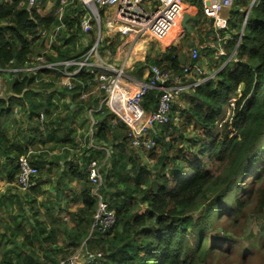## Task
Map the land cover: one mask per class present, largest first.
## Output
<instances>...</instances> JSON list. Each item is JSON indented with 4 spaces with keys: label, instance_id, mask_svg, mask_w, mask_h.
Instances as JSON below:
<instances>
[{
    "label": "trees",
    "instance_id": "16d2710c",
    "mask_svg": "<svg viewBox=\"0 0 264 264\" xmlns=\"http://www.w3.org/2000/svg\"><path fill=\"white\" fill-rule=\"evenodd\" d=\"M238 2L246 6L245 10L252 4L244 0ZM57 4L59 0L56 1L58 7ZM196 5L199 11L191 18L193 21L204 16L201 4ZM49 19L51 23L54 16ZM67 21L68 29L59 34L63 45L66 44L65 49L58 47L62 58L81 55L87 48L86 45L78 50L76 46L77 39L85 37L80 16L67 17ZM48 22L37 7L29 10L28 0H0V68L24 63L34 52L33 42L42 35L40 31L50 29ZM245 27L237 49L238 62H234V66L226 65L216 80L199 86L190 96L193 106L189 109L191 117L187 119L195 124L194 130L199 134L186 138L181 132L182 145L177 147L174 141L177 137L167 140V135L158 133L154 137L156 150L149 156L155 161L156 169L149 172L141 163L143 169L135 178L133 190L129 185L121 189L118 183L130 179L129 169H126L129 158L134 157L140 162L139 158L128 154L121 164L112 161V168H119L120 176L113 183L107 182L105 191L113 192L111 201L114 202L110 201V204L116 211L117 222L110 233L101 234L99 238L95 237L96 234L91 235L89 226H92L97 202L87 180L89 185L81 192L83 204L77 216L83 218L80 223L88 224L87 238L92 241L95 252L103 253L99 264H206L212 255L226 253L237 244L234 234L232 239L226 234L232 232V228L225 225L236 227L239 218L247 214L255 193L262 194L261 205L264 207V187L248 190L244 186H249V180L258 173L264 178V0L254 3ZM65 33L70 36L63 40ZM231 43L235 47L237 41ZM164 55L162 58L148 55L144 61L137 62L136 65H141L139 74L142 75V68L148 65L172 68L177 72L182 70L176 46L165 49ZM88 80V75L82 72L74 81L85 83ZM45 83L39 86L40 89ZM33 84L34 79L29 77L15 80L11 83V92L24 97L32 91L30 86ZM239 85L243 86V91L237 100L233 122L225 123L221 132L214 134V129H219L217 120L224 114L229 95ZM87 87L82 88L86 90ZM249 98L251 101L245 105ZM15 99L11 94L0 97V150L16 162L28 146L15 143L1 124L13 111ZM157 101L158 93L152 92L146 98V107L156 108ZM19 104L25 106L23 98ZM39 107L32 104L28 111L31 114ZM103 126H107L106 122ZM108 130L107 126L96 133L105 143L113 142L108 137ZM51 134L54 135L55 131ZM128 139L127 134H123L122 145L129 144ZM1 159L0 153V163ZM33 162L36 166V161ZM10 165L13 172L8 180L14 182L19 168L17 163V166L14 162ZM71 173L73 178L87 177L84 170L75 166ZM105 178H109L108 172ZM210 188H220L223 193H211ZM216 224L222 225L226 232L215 227ZM262 229L263 236L256 245L264 252V224Z\"/></svg>",
    "mask_w": 264,
    "mask_h": 264
},
{
    "label": "built area",
    "instance_id": "2783aa9c",
    "mask_svg": "<svg viewBox=\"0 0 264 264\" xmlns=\"http://www.w3.org/2000/svg\"><path fill=\"white\" fill-rule=\"evenodd\" d=\"M52 0H28L29 10L43 2ZM70 0H60L68 3ZM82 5L81 29L86 36L93 34L90 43L81 55L65 59L50 60L40 56L38 64L25 63L15 66L13 69L0 68V74H16L14 79L33 78L34 84L40 86L44 81H49L44 75L51 76L54 72L62 77V85L69 90H75L72 82L80 73L85 72L88 83L96 81L98 87L104 92L102 105L106 106L114 115V120L123 124L127 129V136L134 150L151 151L156 147V141L151 137L153 130L160 126L169 124L173 116V107L180 94L187 90H195L199 86L216 79L217 71L206 68V61L201 62V46H195L190 62L182 66L177 72L172 68L159 65H149V73L143 79H136L126 71V64L133 56L137 44L141 40L159 42L168 47L169 39L176 27L182 22L188 8L186 0H72ZM201 4L205 17L213 22L216 39L219 46L216 55L224 60L223 67L230 62H238L237 47L234 52H227L228 35H222L221 31L228 30L230 18L225 14L237 0H197ZM257 0H252L251 6ZM150 6V8L146 7ZM105 8H114L106 12ZM58 10H62V6ZM106 19V20H105ZM108 30L115 36H121L130 42L125 48L123 55L125 62L123 66L115 65L110 57L105 56L103 50L102 28ZM64 25L60 22L56 28ZM62 30L58 32L60 34ZM94 31V33H92ZM95 36V37H94ZM238 42V41H237ZM239 43V42H238ZM13 80V79H12ZM11 80V81H12ZM3 78L0 75V84ZM10 81V82H11ZM85 86V83H82ZM83 86V87H84ZM158 93L156 108L146 107V98L152 92ZM243 86L233 91L227 100L224 114L217 120V127L222 129L227 122H233L237 110V100L241 97ZM86 92V90L84 91ZM81 96L86 97L87 94ZM22 109L21 106H19ZM15 114V107L13 109ZM96 110L89 109V115L94 116ZM29 113V112H27ZM43 111L40 119L44 121ZM108 155L110 151L107 150ZM32 150L22 154L18 158L17 185L23 190H28L37 184L40 170L31 161ZM103 166L99 160H93L87 167V176L90 185H94L93 195L97 202L91 226L92 234H108L117 222L116 211L111 208L110 201L104 199L99 193L103 190L104 176ZM87 238L82 248L74 254L61 259L58 264H79L82 261H94L103 258L102 252L94 253L89 246ZM90 248V249H89Z\"/></svg>",
    "mask_w": 264,
    "mask_h": 264
},
{
    "label": "crops",
    "instance_id": "0c3cea01",
    "mask_svg": "<svg viewBox=\"0 0 264 264\" xmlns=\"http://www.w3.org/2000/svg\"><path fill=\"white\" fill-rule=\"evenodd\" d=\"M56 1L57 0H52L49 2L54 3ZM74 2L80 3L72 0L68 3H61L59 0L58 7L62 6L63 9L67 5ZM186 4L192 9L189 13L190 19L194 18L199 11L198 7L187 1ZM58 7L56 6V9L49 15L54 16V21L51 22L54 26L60 22L64 23L67 16V14L63 13L62 10H58ZM38 12L40 11L38 10ZM40 13L43 15L42 12ZM73 14L75 17L80 16V20L82 19L80 12L75 11ZM202 19L212 22V20L204 16H202ZM106 35L110 37L108 39L110 40L108 44L116 41L115 36L110 31H108ZM44 38L45 41H47V30H44ZM128 43L130 42H123L124 45H119L116 49H114L113 44L108 46L115 53L114 56H112L111 53L108 52L109 55L112 56V61L115 65H124L125 56L123 53ZM142 44H145V42ZM62 45L63 42L60 46L52 48L47 47L48 50L55 53V55L49 58L50 60L65 59L60 57L62 55L60 54L58 48L61 47V49H65ZM104 48L105 44L103 45V50L105 52L106 50ZM137 48H139V46H137ZM137 48L135 49V52H137ZM141 48H143V45ZM144 51L145 46L140 54H144ZM126 67L130 70H136L134 63L130 64L128 62L125 68ZM148 67L149 65L142 68V75L138 72L139 79L145 78V76L149 73ZM127 73L129 74L128 71ZM46 78H49V81H44L46 83L43 84V88H32V91L24 97L22 94L18 95V100L14 101L12 104V109L16 106H22L19 104V101L23 98L25 110L26 107L32 104L40 106L38 109H34L33 111L36 112V115H33V112L30 114L31 111L29 112L28 110L29 114L27 111H23L28 114V119L22 118L18 120L17 116L13 115L12 111L1 121L5 132L13 139V141H15V143H22L21 145L28 146L29 150H26V152L30 150L34 152L31 156V161L32 163H34L33 161H36V166L40 169V175L37 178L36 186H33L28 190H23L19 185H17V175L15 176L14 182H10L8 180V176L12 174L13 170L11 173L10 170L6 168L1 170L0 176L6 174L7 182L0 183V207L7 210L11 208V206L16 209L19 205L23 207L24 212L26 210L25 206H37L42 204L44 214L46 211H53L56 213L69 212L71 213L70 219L65 220L63 215L61 216V219L48 217L47 222L40 226L38 220L40 210L34 211L33 209H29L31 212L30 217L27 220L29 228L22 225L24 221L23 213V217L19 219L20 227L11 231L12 236L0 233V264H48L49 259L39 261L30 256L28 254L30 247L27 245V241L42 238L41 233L47 231L50 234L47 238L48 241L50 237L59 239L60 248L58 251L53 253L55 262H59L61 259L78 252L82 248L89 233L87 232L88 228L84 231L81 229L80 220L83 218L77 216V213L80 206L83 204L81 192L83 188L89 185V182L87 181L88 176L84 179L79 176L73 178L71 168L75 166V168L82 171L84 170L87 174L88 165L96 159L99 160L103 166L102 172L104 173L103 170L110 164L111 159V155H108L107 150L109 149L111 152V150H115L116 147L122 148L123 145L121 143V137L123 134H127L126 127L112 119L111 116L113 114L106 106L102 105L105 94L99 89L96 81H93L92 83L85 82V85H88L86 92H84L85 90L82 88L84 85L80 81H73L76 86L75 90L66 89L62 91L60 90L61 87L59 86V81L56 80L53 75H51V78L46 75ZM83 92L84 94H87L84 98L81 96ZM10 94L17 95L13 94V92H9L7 95ZM55 104L59 105L61 110L63 109L60 113H57L59 108H57ZM91 108L96 110L93 117L89 115V109ZM42 111L45 114L44 121L40 119V113ZM104 122H106L108 129H110L108 130V137L110 140H113V142L111 141L109 143H105L104 140L99 139V136L96 135L101 128L107 129V126H103ZM94 127L97 128L96 133L94 132ZM33 128H36L34 132L32 131ZM72 128H74L75 131L72 130ZM54 131L55 134L52 135L51 133ZM130 145L129 140V144L125 145L124 148L129 149ZM131 149L134 151L135 156L140 158V156H138V152H136L134 148ZM122 152L125 151L123 150L119 153ZM105 155L107 156L106 163L105 160H102ZM118 156L121 157V154ZM16 163L18 164V159ZM28 199L30 200L28 201ZM58 201H65L63 207H66V209H64ZM54 205L58 210H53V208H51ZM73 207H75V211H78L75 212ZM15 236H21L22 239L16 240ZM81 240H83L82 245L78 246ZM91 242L92 241L88 244L92 247ZM64 243H68L66 246L68 248H65V250L62 248ZM94 261L86 260L79 264H90ZM93 264H99V262L97 261Z\"/></svg>",
    "mask_w": 264,
    "mask_h": 264
},
{
    "label": "rangeland",
    "instance_id": "374dc122",
    "mask_svg": "<svg viewBox=\"0 0 264 264\" xmlns=\"http://www.w3.org/2000/svg\"><path fill=\"white\" fill-rule=\"evenodd\" d=\"M186 1L191 3L192 5H196L199 3L197 0H186ZM238 1L229 10H227L225 12V14L230 18V25H229V29L226 30L225 32H223L222 35H228L229 36L228 42H230V43H228V45H227V52H229V53L234 52V51H232V49L233 48L235 49L238 45V44H236L235 47L234 46L232 47L231 42L238 41L240 38V35L242 34V31H243V35H244V32H245L244 30L246 28L245 27L246 11L251 6V3H250L247 10H245L246 6L241 5V3H239ZM244 1L252 2V0H244ZM36 7L39 8L38 10L43 13V17L47 21H49L48 23H50L49 15L51 12H53L56 9V2H54V3L45 2L43 4H39ZM146 7L150 8V6H148V5H146ZM191 10H192L191 8H188L186 10L185 14H189L191 12ZM62 11H63V13L67 14V16L64 20V25H62L58 29V28H56V26L58 24H56L54 26L50 23L51 24L50 29H45L48 32L47 41H45V38H44V30H41L40 34H42V35L36 37L35 41L33 42V45L35 47L34 52L31 55H28L27 60L22 64H25V63H29V65L38 64L37 60L40 56H44V58L46 57L49 59L51 56L55 55V53L52 52L51 50H48L47 47L52 48V47L60 46L62 44L63 41H61V38H59L58 32L60 30L65 31L68 29L69 25H68L67 17L75 18L73 13L75 11L81 12L82 11V5L80 3L74 2V3L69 4L66 7H64L62 9ZM105 11L109 12V11H113V9L105 8ZM196 18L197 19H195V21L190 19L188 22V24L192 28V31H190V32L188 31V29H186L182 26V23L179 24L178 31L177 32L174 31L173 34L171 35L170 39H169V42H167L169 44L168 47L176 46L177 53L179 54L178 59L181 61V65L184 66L190 62V56H191V53H192L193 49L195 48V46L200 45L202 47L200 61L201 62L206 61L205 66H206V68L210 69L211 71L219 70V72H220L224 68L223 67L224 60H221L220 58H218V56L216 55V53H217L216 48L212 47V45L219 46V42L215 36V30L213 28V22L203 20L201 16L196 17ZM108 31H109L108 28L104 27V22H103V28H102L101 33H102L103 40H104L103 45L105 44V48H104L106 50L105 56L110 57V59L112 61V56H114L115 53L108 46H111V44H113L114 49H116L119 45L123 46L124 45L123 42H126L127 40L122 39L121 36L115 35L116 41H113V43L108 44V42L110 41V40H108L110 37H108L106 35ZM69 34L70 33H65L62 37L63 40H66L67 38H69V36H70ZM92 35L93 34H90V35L83 37V38H78L77 39L78 42H76L77 49L78 50L84 49L85 46L88 43H90V40L93 38ZM143 42H145V44H142ZM240 43H239V45H240ZM65 45L66 44L64 43V45H62V46L64 47ZM142 45H143V48L145 46V51H144L143 55H140V53L143 51V48H141ZM137 46H139V48H137ZM137 46H136V48H137L136 54H135V50H134L133 56L129 59V63L130 64L134 63V65L137 66V69L136 70H130L127 67L126 68H127V71L129 72L130 75H132L136 79H139L138 78V72L140 70L141 65H136L137 62L144 61L148 55H151V56L158 55L162 58L165 56L164 50L167 49L168 47H164L159 42H155V43L151 42V41L147 42V40H141L137 44ZM203 46H204V48H203ZM238 47H237V49H238ZM108 52H110L112 56L109 55ZM11 63H13V61ZM233 64H234V61L230 62V65L234 66ZM21 65H18V66H21ZM117 66H119V65H117ZM9 67H10L9 69H13L15 67V65L11 64ZM218 73H217V75H218ZM0 75L3 78V81L0 84V97H2V96L6 97L7 94L9 92H11V83L14 82L15 80L21 81V79H18V78L14 79L15 77H17L16 74H3V73H1ZM44 76L46 77V75H44ZM53 77L59 81V86L61 87L60 90H62V91L66 90V89L68 90L67 87H65L64 85H62L60 83V82H62V77L58 73L54 72ZM50 78H51V76H50ZM216 79H217V76H216ZM38 87L39 86L35 85V84L30 86V88H38ZM193 92H194L193 90H187V91H184L180 94L179 98L176 99V101L174 102L175 109L173 110L172 121L165 126H160V127L156 128L155 130H153L151 133L152 138L157 136L158 133L159 134L161 133L160 135H167V137H168L167 140H169L170 137L172 139L177 137V140L174 139V141L176 143V146L179 147L182 145L181 135H180L181 132L186 138H190V137L193 138L196 134H199L198 132H195V130H194L195 124L189 122L187 119V118L191 117V114L189 113V109H190V106H193V104H192V97L190 99V96ZM15 98H16L15 101L18 100V95H15ZM251 98L248 99V101L245 103V105L251 101ZM55 106L57 108H59L57 113H60V111L63 110V109L62 110L60 109L59 105L55 104ZM21 107H22V109H20L19 106L15 107V114L14 115L17 116L18 120H20L22 118L28 119L29 113L27 114V113L23 112V111H27L28 107H26V110H25L24 106H21ZM225 107H227V102L225 104ZM111 117L113 119V115ZM44 120H45V117H44ZM89 125H90V122H89ZM91 127H92V122H91ZM96 127H98V126H96ZM93 129H94V132L96 133L97 128L94 127ZM35 130H36V128L32 129L33 132ZM72 130H74V128H72ZM89 130H90V128H89ZM172 132H173V136H171ZM220 132H221L220 129L215 128L213 133L218 134ZM131 148H132V146L130 145L129 149H125L124 145H123L122 148L116 147L115 150L112 149L110 154H109V155H111L110 164L107 166V168H104V170H103L104 173L102 172L103 176H104V187H103V190H101V189L99 190V193L107 201L112 200L113 192H110V191L106 192L105 191L106 183L107 182L113 183L115 180H117L119 178L118 176H120V169L117 168L116 170H114L112 168V161L115 160L118 164H121L122 162L126 161L128 154L135 156V153L132 151ZM119 149H122L125 152L119 153L121 151ZM27 150H29V147H27ZM153 150H151V151L136 150V152H138L139 155L137 153L136 154L138 156H140V158H139L140 162H138L134 157H132L131 159L129 158V165L126 167V169H129L128 172H129L130 179L127 182L122 181V182L118 183L121 189H124L127 185H129L131 187V190H133L135 188V184H136L135 178L139 174V172L143 169L141 166V163H144L145 169L149 170V172L155 171V169H156L155 168V161L153 160V158L151 159L149 157L150 153ZM155 150H154V152H155ZM0 153L2 155V159H1V163H0V171L6 168V169H9L10 173H11L12 172V166L10 164L12 162H14L16 165V162L13 160H10V158H7V156L1 150H0ZM119 154H121V157L118 156ZM106 157L107 156L105 155V157H103V159H102L103 161L105 160V163L107 162ZM108 160H109V156H108ZM111 170H113V171H111ZM107 172H108L109 178H105V175H107ZM153 174H155V172H153ZM15 175H17V173H15ZM39 175H40V173H39ZM6 177H7L6 174H3V176H0V183H6L7 182ZM260 179H261V181H260ZM244 186L248 190L253 189V188L257 189V188L264 187V178H262V173H258L253 178H251L249 180V186L246 184ZM86 187H88V186H86ZM91 187H92L91 191L93 193V189L95 187H94V185ZM85 188H83V189H85ZM115 191H117V189H115ZM210 192L216 193V194L223 193L220 188H210ZM133 196H136V194H134ZM261 198H262L261 193H259V192H258V194L255 193L254 199L251 202L249 209L246 211L247 214L244 217L239 218V220H238L239 222L236 225V227H232L231 225H225V226H230L232 228V232L227 233L225 231V229L222 228V225H220V224L214 225L215 227L219 228V230H220V228L223 229V232H226L227 236H229L230 239H232L235 236V242L237 244L234 245L232 247V249H229L226 253H223L220 255H217V254L212 255L208 259L206 264H264V252L259 251L257 249L258 247L256 245V244H258L259 240H261V237L263 236L262 235V230H263L262 228H263V224H264V207L261 205ZM95 199H97V198H95ZM29 200L30 199H28V201ZM113 202L114 201H111V203H113ZM130 202H131V199L129 200L128 203H130ZM58 203L61 204L63 207V204L65 203V201H58ZM25 208H26V210L23 212V207H21L19 205L17 206L16 209H14L13 206H11V208H9L7 210H4L0 207V233L1 234H3V235L9 234L12 236L11 231L16 230L20 227L19 226V219L21 217H23V213H24V221H23L22 225L25 226L26 228H29L28 223H27V220L30 217V213H31L29 209H33L34 211L40 210V215L38 217L40 226L44 225L47 222L48 217L61 219V216L63 215L65 220H69L70 214H71L69 212L68 213L67 212L66 213H61V212L56 213L53 211H50V212L46 211V213L44 214L43 213L44 209H42V204L37 205V206L29 205V206H25ZM51 208H53V210H58L55 205ZM74 208L75 207H73V209ZM64 209H66V207ZM75 210L76 209H74V211ZM77 211H75V212H77ZM89 226L91 227V224ZM89 226H88V224H86V222L81 223V229L83 231L86 228H89ZM232 234H234V236H232ZM49 235L50 234L47 231V232L41 233L42 238L27 241V245H29V247H30L28 254L30 256L34 257L35 259L39 260V261H44V260L49 259L48 264H57L58 262H55V260L53 258V253L55 251H58L60 248L59 247V245H60L59 239H56L54 237L53 238L50 237L49 241H48L47 238L49 237ZM95 237L99 238V237H101V234L98 233L95 235ZM15 239L20 240V239H22V237L21 236H15ZM40 239H42V240H40ZM82 241L83 240H81L79 242L78 246L82 245ZM67 245H68V243H64V246L62 248L65 250V248H68V247H66ZM91 250L94 253H97L93 249H91ZM59 255H60V253H59ZM99 261H100V259H98V262Z\"/></svg>",
    "mask_w": 264,
    "mask_h": 264
},
{
    "label": "water",
    "instance_id": "95a60500",
    "mask_svg": "<svg viewBox=\"0 0 264 264\" xmlns=\"http://www.w3.org/2000/svg\"><path fill=\"white\" fill-rule=\"evenodd\" d=\"M251 9H252V6H250V7L248 8L247 12H246L245 26H246V23H247V20H248V15H249ZM189 20H190V15H189V14H185L184 17H183V19H182V22H181V23H182V26H183L184 28L188 29V31H192L191 26L188 24ZM244 28H245V27H244ZM244 28H243V29H244ZM242 37H243V31H242V34L240 35L239 40H238L239 43L241 42ZM238 42H237V44H238L237 47L239 46V43H238Z\"/></svg>",
    "mask_w": 264,
    "mask_h": 264
},
{
    "label": "bare ground",
    "instance_id": "6f19581e",
    "mask_svg": "<svg viewBox=\"0 0 264 264\" xmlns=\"http://www.w3.org/2000/svg\"><path fill=\"white\" fill-rule=\"evenodd\" d=\"M179 26V25H178ZM178 26L176 27V29H175V32H177L178 31ZM135 54H136V52H135ZM140 55H143V53L142 54H140Z\"/></svg>",
    "mask_w": 264,
    "mask_h": 264
}]
</instances>
